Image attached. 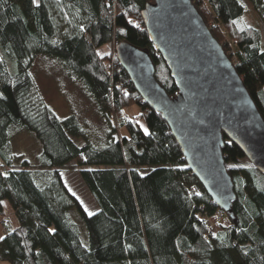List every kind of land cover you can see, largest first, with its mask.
Returning a JSON list of instances; mask_svg holds the SVG:
<instances>
[{"label": "trees", "instance_id": "trees-1", "mask_svg": "<svg viewBox=\"0 0 264 264\" xmlns=\"http://www.w3.org/2000/svg\"><path fill=\"white\" fill-rule=\"evenodd\" d=\"M151 1L0 0V216L7 202L17 219L9 228L10 217L4 218L0 262L264 264V174L223 134L234 218L220 210L115 52L98 51L113 40L147 51L156 80L174 97L175 82L141 15ZM191 1L264 119V34L244 19L249 3L264 23V0ZM39 55L59 60L85 87L107 125L103 144L89 140L74 114L60 119L33 95L30 71ZM134 104L143 125L124 112ZM19 128L38 143L37 164L11 151ZM70 161L97 205L92 215L63 179L61 168ZM72 209L87 243L69 219Z\"/></svg>", "mask_w": 264, "mask_h": 264}, {"label": "water", "instance_id": "water-1", "mask_svg": "<svg viewBox=\"0 0 264 264\" xmlns=\"http://www.w3.org/2000/svg\"><path fill=\"white\" fill-rule=\"evenodd\" d=\"M155 51L177 87L170 97L147 51L120 42L115 54L142 101L167 122L187 168L216 207L234 218L223 134L264 174V119L222 45L191 0H152L141 11Z\"/></svg>", "mask_w": 264, "mask_h": 264}, {"label": "rangeland", "instance_id": "rangeland-1", "mask_svg": "<svg viewBox=\"0 0 264 264\" xmlns=\"http://www.w3.org/2000/svg\"><path fill=\"white\" fill-rule=\"evenodd\" d=\"M248 11L244 15L247 24L257 27L264 34V23L262 19L252 10L248 3ZM116 44L114 40L110 44H105L98 48L101 53L115 52ZM30 75L32 78L33 95L39 97L46 106H48L60 119L74 114L79 121L87 126L88 134L92 136L89 140L95 145L103 142L107 125L103 118L97 112L96 106L92 98L88 95L85 87L80 81L76 80L73 75L69 74L65 66L56 58L39 55L36 57ZM125 114L129 118L136 119L140 125H143L139 118V108L137 105H130L124 109ZM119 132L124 134V130ZM76 142L81 143L78 139ZM103 144V143H102ZM11 151L20 158H26L30 164H37L39 154L38 143L35 138L25 129L19 128L14 133L11 140ZM0 165H3L0 160ZM86 168H95V166H85ZM62 176L70 191L78 198L82 207L87 214L97 210L94 198L84 184L79 175L78 167L74 161L68 162L61 168ZM8 203H4V215L0 216V233L5 230L4 218L10 217L9 228L17 224V219L11 213ZM69 219L74 223L83 243H87V234L85 227L78 217L75 209L70 210ZM0 264H8L0 262Z\"/></svg>", "mask_w": 264, "mask_h": 264}, {"label": "snow or ice", "instance_id": "snow-or-ice-1", "mask_svg": "<svg viewBox=\"0 0 264 264\" xmlns=\"http://www.w3.org/2000/svg\"><path fill=\"white\" fill-rule=\"evenodd\" d=\"M32 3L33 4H36L37 3V0H32ZM144 131H145V133L148 132L147 129H144ZM89 215H92V213H89ZM49 231H54V230L53 229H49ZM3 239H4V237L3 236H0V240H3Z\"/></svg>", "mask_w": 264, "mask_h": 264}, {"label": "built area", "instance_id": "built-area-1", "mask_svg": "<svg viewBox=\"0 0 264 264\" xmlns=\"http://www.w3.org/2000/svg\"><path fill=\"white\" fill-rule=\"evenodd\" d=\"M196 191H198V188L197 187H192L191 188V192H196ZM217 218L218 219L220 218L219 215L217 216Z\"/></svg>", "mask_w": 264, "mask_h": 264}, {"label": "crops", "instance_id": "crops-1", "mask_svg": "<svg viewBox=\"0 0 264 264\" xmlns=\"http://www.w3.org/2000/svg\"><path fill=\"white\" fill-rule=\"evenodd\" d=\"M0 236H1V233H0Z\"/></svg>", "mask_w": 264, "mask_h": 264}]
</instances>
